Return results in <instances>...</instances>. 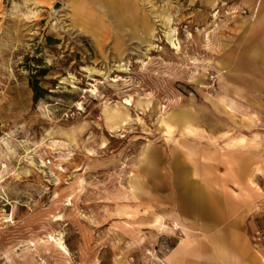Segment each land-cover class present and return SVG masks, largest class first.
<instances>
[{"label":"rangeland","instance_id":"obj_1","mask_svg":"<svg viewBox=\"0 0 264 264\" xmlns=\"http://www.w3.org/2000/svg\"><path fill=\"white\" fill-rule=\"evenodd\" d=\"M37 1L0 0V264H164L154 170L219 162L221 90L264 84V0Z\"/></svg>","mask_w":264,"mask_h":264},{"label":"crops","instance_id":"obj_2","mask_svg":"<svg viewBox=\"0 0 264 264\" xmlns=\"http://www.w3.org/2000/svg\"><path fill=\"white\" fill-rule=\"evenodd\" d=\"M64 3L78 7L73 0ZM255 52L264 60V50ZM221 91L231 93L222 97L235 111L227 117L230 130L223 117L219 121V162L189 163L173 156L153 173L155 202L163 206L152 219L180 226L172 231L179 236L164 264H264V244L252 239L264 228V84L233 83ZM144 157L156 167L159 157L150 147ZM132 188L138 199L142 183L136 180Z\"/></svg>","mask_w":264,"mask_h":264},{"label":"trees","instance_id":"obj_3","mask_svg":"<svg viewBox=\"0 0 264 264\" xmlns=\"http://www.w3.org/2000/svg\"><path fill=\"white\" fill-rule=\"evenodd\" d=\"M49 40H52V39L49 38ZM45 72L46 71H43L39 75H44ZM36 76L37 75H35V77ZM35 77L31 80V86H32V89L34 91V100L38 101L40 98H43L45 95H47L49 93V91L47 89H45L44 87H42L39 84V81Z\"/></svg>","mask_w":264,"mask_h":264},{"label":"built area","instance_id":"obj_4","mask_svg":"<svg viewBox=\"0 0 264 264\" xmlns=\"http://www.w3.org/2000/svg\"><path fill=\"white\" fill-rule=\"evenodd\" d=\"M252 239L256 245L264 244V228L254 232Z\"/></svg>","mask_w":264,"mask_h":264},{"label":"bare ground","instance_id":"obj_5","mask_svg":"<svg viewBox=\"0 0 264 264\" xmlns=\"http://www.w3.org/2000/svg\"><path fill=\"white\" fill-rule=\"evenodd\" d=\"M33 3H34V4H38V2H36V1H34ZM168 37L170 38L171 43H172L173 45H175L174 42H173V40H172L173 38H172V34H171V33H168ZM127 104H128V103H127ZM123 113H124V112H123ZM119 117H120V114L117 113V114L111 115V116H110V119H111V120H117ZM174 228H175V229H178L179 227H178V225H174V226H173V229H174ZM59 244L61 245V248L63 247V248L66 249V246H65L64 244H62V242L59 241Z\"/></svg>","mask_w":264,"mask_h":264},{"label":"water","instance_id":"obj_6","mask_svg":"<svg viewBox=\"0 0 264 264\" xmlns=\"http://www.w3.org/2000/svg\"><path fill=\"white\" fill-rule=\"evenodd\" d=\"M59 5H60V3H58V4L56 5V8H57Z\"/></svg>","mask_w":264,"mask_h":264}]
</instances>
